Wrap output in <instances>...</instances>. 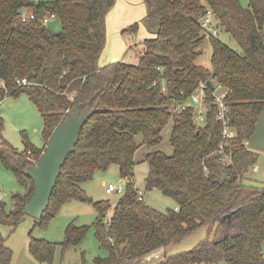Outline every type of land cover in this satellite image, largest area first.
<instances>
[{
    "label": "trees",
    "instance_id": "16d2710c",
    "mask_svg": "<svg viewBox=\"0 0 264 264\" xmlns=\"http://www.w3.org/2000/svg\"><path fill=\"white\" fill-rule=\"evenodd\" d=\"M115 1L0 0V102L27 94L43 117L44 140L38 146L24 135L23 148L13 146L2 135L0 114V161L25 187L13 194L10 209L0 191V264H9L12 254L1 226L18 224L34 190L26 167L39 160L54 126L76 104L92 113L36 222L45 226L72 199L91 201L97 215L92 224L71 220L60 242L30 237L36 259L50 264L57 246L63 251L78 245L92 225L104 251L95 264H264V182L244 180L257 158L248 137L264 107V0L246 6L240 0H143L149 34L129 46L139 45L137 58L100 64L106 15ZM207 7L239 50L202 29ZM49 13L59 20L58 31L44 23ZM138 26L135 21L123 31L136 33ZM206 37L210 65L196 62ZM201 81L227 89L226 117L234 135L222 152L213 89L205 88L202 120L187 102ZM168 124L172 152L144 154L146 188L157 187L176 201L159 210L139 198L133 169L139 146L158 144ZM113 163L125 178L124 192L114 201L93 200L85 182ZM200 227L206 236L192 248L166 253Z\"/></svg>",
    "mask_w": 264,
    "mask_h": 264
},
{
    "label": "rangeland",
    "instance_id": "374dc122",
    "mask_svg": "<svg viewBox=\"0 0 264 264\" xmlns=\"http://www.w3.org/2000/svg\"><path fill=\"white\" fill-rule=\"evenodd\" d=\"M120 2L122 3L120 4ZM240 2L244 6L248 4V0H240ZM134 6L138 7L136 12ZM118 7H120L121 12L125 14L133 12L138 14L133 20L139 22V27L136 33H132V36L129 35L130 33H125V36L122 37L124 47L120 50L122 42L117 44L115 36L118 33L121 36V33L119 30L113 31L112 28H109L108 19H106V43L102 50L101 59L99 61L100 64L108 61L102 58V56L105 55H108V59L134 61L137 58L136 51L139 49V45L128 47V44L126 46L125 42H127L128 37L131 36V38H135L134 41L139 44L140 40L148 35L145 28L146 20L143 16L146 11L143 0H116L107 14H112L114 16L115 10H117ZM115 18H117V15L114 16V21H116ZM46 24H48L52 31H58L60 29V22L56 17L51 18ZM110 25H112L111 22ZM216 36L234 49H240L237 42L222 27H219ZM134 43L135 42H133V44ZM200 49L201 52L196 62L210 65L212 44L208 37L203 40ZM217 91H220V89ZM187 102L199 106L198 100L194 96L188 98ZM0 114L4 120L2 135L13 146L19 149L23 148L24 135L34 144L38 146L43 145V117L27 94L20 93L16 96L5 97L0 102ZM169 131L170 124L165 128L163 138L158 144H142L135 153L133 169L134 184L142 192L143 201L159 210H166L169 207H173L176 201L172 196L164 194L157 187L146 188L145 178L149 166L144 154L154 149H161L166 153H171L172 146L169 142ZM253 148L257 152V158L254 164L249 167L248 172H246L244 180H257L261 183L264 182V149L257 147ZM109 182L121 184L123 188L126 186L125 178L119 175L118 166L115 163L110 164L105 170L95 171L91 179L85 182L84 188L86 193L91 196L93 200L109 198L111 201H114L120 193L106 192L105 187ZM24 189V185L19 182L15 173L6 168L0 161V191L7 209L12 207L13 194L16 192H23ZM96 215V209L91 201L72 199L61 203L56 213L47 221L45 226L38 225L36 222L37 219L29 214H25L14 227L6 224L2 225L1 231L5 236V242L12 250L9 264H46L36 259L30 252V237L60 242L64 238L65 227L71 220H74L78 224H92ZM205 236L206 228L200 227L181 240L170 244L166 248V253H176L192 248ZM99 254H104V251L100 249L94 235L93 226L90 225L88 231L78 245L68 246L63 251L57 246L50 264H95L94 257ZM161 255L162 254L156 256V259ZM221 264L227 263L222 262Z\"/></svg>",
    "mask_w": 264,
    "mask_h": 264
},
{
    "label": "water",
    "instance_id": "95a60500",
    "mask_svg": "<svg viewBox=\"0 0 264 264\" xmlns=\"http://www.w3.org/2000/svg\"><path fill=\"white\" fill-rule=\"evenodd\" d=\"M23 11L24 8H21L20 12ZM207 84L213 89L210 81ZM91 113L92 110L80 104L69 109L65 117L54 126L39 160L26 167V174L34 182V190L23 208L26 214L39 218L47 208L62 165L67 155L75 149L81 128ZM247 143L252 148L264 149V107Z\"/></svg>",
    "mask_w": 264,
    "mask_h": 264
},
{
    "label": "built area",
    "instance_id": "2783aa9c",
    "mask_svg": "<svg viewBox=\"0 0 264 264\" xmlns=\"http://www.w3.org/2000/svg\"><path fill=\"white\" fill-rule=\"evenodd\" d=\"M33 16H34L33 13L30 12V17H33ZM53 17H54V13H49L48 15H46L44 17V19H43L44 23L46 24ZM26 18H27V16L23 15L22 20H25ZM200 25H201L202 29L206 32L212 33L214 35H216L218 33L219 23H218L215 15H214V12L212 11L211 8L207 7L204 14L201 16ZM21 81L25 82V79H22ZM18 82H19V80H18ZM206 87H207L206 82L201 81L199 83V86L195 89V91L191 95V96L196 97V99L198 100L199 106H201V107L196 106L197 113H198L200 120L203 119L204 109H205V106L208 104V102L205 101V88ZM218 89H220V91H217ZM226 92H227V89L224 88L222 85L214 84L212 94L214 97V102L217 105V109H218L217 113H216V118L221 122V125H222L221 133H222V137H223L222 142L219 144V146L217 148L218 152L223 151V146L226 143V141L231 139L234 135V131L229 126L228 118L226 117V102H225ZM183 107H184V104H179L176 106V108H178V109H182ZM124 189L125 188H123L121 186V184H115L112 182H109L108 184H106V187H105L106 192L122 193V192H124ZM138 196H139V198H142V192L141 191L138 192Z\"/></svg>",
    "mask_w": 264,
    "mask_h": 264
},
{
    "label": "crops",
    "instance_id": "0c3cea01",
    "mask_svg": "<svg viewBox=\"0 0 264 264\" xmlns=\"http://www.w3.org/2000/svg\"><path fill=\"white\" fill-rule=\"evenodd\" d=\"M121 3H122V2H120V4H121ZM144 4H145V3H144ZM134 8H135V12H136V10H138V7H135V6H134ZM145 8H146V5H145ZM135 12L125 14V13L121 12V8L118 7L117 10H115V14H114V16L117 15V18H115L116 21H114V16H113L112 14H107V15H106V19H108V27H109V28H112L113 31H114V30H115V31H116V30H119L120 33H121V36H120L119 33L116 34V36H115L116 39H117V44H120V43L122 42V47H120V50L124 47L122 37L125 36V33H126V32L123 31V29H124L127 25H129V24H131V23L137 21V20H133L136 16H138V14H136ZM145 14H146V11H145V13H144L143 16H145ZM110 22L112 23V25H110ZM138 24H139V22H138ZM144 26H145V25H144ZM138 27H139V26H138ZM145 28H146V27H145ZM146 32H147V34H149V31L147 30V28H146ZM129 35L132 36V33H130ZM131 36L128 37V41L125 42L126 46H127V44H128V47H129L133 42H135V41H134L135 38H133V37L131 38ZM101 55H102V54H101ZM102 58L105 59V60H108V61H112V60H114V59H108V55L102 56ZM100 59H101V57H100ZM116 60H117V59H116ZM108 61H106V62H108Z\"/></svg>",
    "mask_w": 264,
    "mask_h": 264
}]
</instances>
